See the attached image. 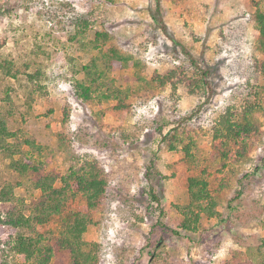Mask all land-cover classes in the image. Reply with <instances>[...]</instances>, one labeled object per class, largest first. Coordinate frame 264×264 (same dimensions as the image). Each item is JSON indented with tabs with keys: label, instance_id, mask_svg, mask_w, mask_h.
I'll return each mask as SVG.
<instances>
[{
	"label": "rangeland",
	"instance_id": "1",
	"mask_svg": "<svg viewBox=\"0 0 264 264\" xmlns=\"http://www.w3.org/2000/svg\"><path fill=\"white\" fill-rule=\"evenodd\" d=\"M255 2L160 0L165 34L151 19L153 0H0L5 10L0 20V60H11L20 70L27 63L28 72L36 68L42 72L43 89L30 97L26 93L31 85L24 75L18 82L0 72V109L5 106L4 92L11 95L8 128L43 146L42 170L55 177L54 187L61 186L60 178L69 170L87 165L97 167L106 182L83 236L98 245L95 264L264 262V81L248 71L258 37L252 24ZM60 3L70 8L63 10ZM50 6L57 16L53 21L48 17ZM260 9L264 11V3ZM73 12L89 20L82 43L71 41L75 29L63 17ZM96 32L108 34L104 51L116 48L131 58L127 66L104 62L99 50L89 46ZM182 46L202 67L212 69L213 95L191 93L190 82L183 77L193 71ZM94 60L97 69L124 92L120 99L104 100L101 92L88 101L77 98L74 83L85 80L81 67ZM169 71L177 76L173 83L164 87L148 83ZM258 94L262 109L253 115L255 130L246 138L247 145L229 147L223 160L218 152L227 149L214 148L219 141L213 139V126L227 107L240 110L245 99L252 102ZM121 102L125 108L118 109ZM198 107L191 122L196 166L189 168L191 164L181 162L183 145L174 142L175 149L169 150L160 144L159 128ZM172 127L163 125V134ZM237 149L245 153L242 159L236 158ZM9 162L0 154V185L15 181V174L6 169ZM201 170L218 215L201 216L198 230L185 232L179 228L182 216L177 207L188 204L187 179ZM150 191L159 202L151 199ZM15 194L24 197L27 206L40 196L39 191L30 195L23 188H16ZM85 207L78 195L65 212ZM8 208L0 204L1 218ZM59 217L41 229L51 232V245L59 237L63 218ZM7 234L0 227V264H21L19 256L6 250ZM50 264H70L68 251L56 250Z\"/></svg>",
	"mask_w": 264,
	"mask_h": 264
},
{
	"label": "trees",
	"instance_id": "2",
	"mask_svg": "<svg viewBox=\"0 0 264 264\" xmlns=\"http://www.w3.org/2000/svg\"><path fill=\"white\" fill-rule=\"evenodd\" d=\"M153 2L155 9L151 12V19L158 29L167 34L161 16L160 0H153ZM260 3H264V0L255 2V12L252 15V24L258 32V37L253 46L254 53L248 71L255 77V80L262 77L264 81V11L260 9ZM60 7L64 10L65 7L70 8V5L60 3ZM49 8L48 17L53 21L57 19L54 11H52L55 7L50 6ZM4 13L5 10L0 5V20H2ZM63 17L65 22L75 29V34L70 38L71 41H81L82 43V39L86 36V31L90 25L89 20L74 12L72 14L66 13ZM107 39V33L96 32L94 39L88 41V44L93 49L99 50L101 59L104 62L116 61L127 66L131 61L130 57L121 55L116 48L106 51L102 49ZM181 52L190 67L189 70L193 71L190 77H183V79L190 82L188 87L192 91L191 93L197 95V91H201L206 93L207 96L213 95L210 80L212 69L208 66L202 67L198 59L183 46ZM255 53L262 55V59L258 58ZM30 67V64L25 63L22 65V70H20L13 61L0 60V72L4 77L20 82L19 76H25L26 82L31 85L28 88L26 87L28 89L27 97L43 89L39 85L42 77L41 70L36 68L33 72H28ZM81 71L84 73L85 80L74 83L78 99L88 101L92 98L93 93L98 92H101L100 98L104 100L120 99L119 96L123 95L124 92L113 86V81L109 80L105 71L97 69L96 60L91 64L82 66ZM176 77L174 71H169L164 76H157L156 79L148 83L155 81L160 87H164L168 83H173ZM124 96L127 97L126 94ZM254 97L255 99L252 102L245 99L240 110H237L233 105L227 107L224 114L221 115L212 128L213 139L219 141V145H214V148L218 149L223 146L227 149L225 152L222 150L218 152L223 160L228 158L229 147L239 149V147L247 145L246 138L256 128L253 115L256 111L261 110L262 106L258 99L259 94ZM2 101L5 106L2 108L3 110L0 109V154L10 160L6 166L7 171L15 174L14 182L5 181L0 185V204L9 207L4 217H0V227L8 231L7 252L19 256L22 261L21 264H50L56 250L68 251L70 264H95L98 260V245L86 242L83 236L87 231V227L92 223L89 212L98 207L105 193L106 182L101 176V171L97 167H89V165L78 169L72 168L66 175L61 176V186L59 188L54 187L55 177L51 174H44L42 170L45 165L44 161L40 160L43 155V146L36 144L32 138L24 137L20 135V132L11 131L8 128L7 116H10L11 109L7 108L10 107L11 95L7 90L4 92ZM121 105L118 106V109L125 108V104L121 102ZM199 109L200 107L180 120L164 122L163 125L165 126L173 125L164 134L161 128L163 125L159 128L160 144L167 145L169 150L175 149L174 142L183 145L184 158L181 162L191 164L189 168L196 166L193 164L195 157L192 136L195 129L191 122L199 114ZM65 117H67V113ZM23 147H27L28 150H24ZM238 149L235 151V156L237 159H242L245 153L238 152ZM16 155L18 158L14 159ZM204 175L205 172L201 170L198 174L188 177L189 202L185 206L177 207L179 214L182 216L179 228L185 232H196L201 216L214 218L218 215L216 211L217 202L211 195L208 181L204 178ZM16 188H23L30 195L34 191H39L40 196L30 206H27L24 197L16 196ZM78 195L85 201V211L65 212L68 202ZM150 196L153 201L159 202L158 196L153 191H150ZM64 212L65 217L62 216ZM55 217L61 218L59 237L57 236L54 244L51 245L49 241L51 240V232L41 229H45V226L53 221ZM171 231L177 234V231ZM262 243L264 244V241ZM157 245L159 246V243Z\"/></svg>",
	"mask_w": 264,
	"mask_h": 264
}]
</instances>
